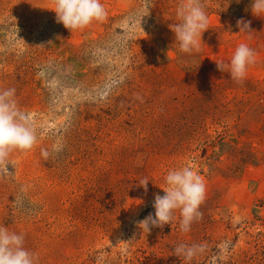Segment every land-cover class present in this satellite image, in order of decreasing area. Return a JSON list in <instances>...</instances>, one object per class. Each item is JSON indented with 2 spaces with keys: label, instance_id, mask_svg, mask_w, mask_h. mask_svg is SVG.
Instances as JSON below:
<instances>
[{
  "label": "rangeland",
  "instance_id": "374dc122",
  "mask_svg": "<svg viewBox=\"0 0 264 264\" xmlns=\"http://www.w3.org/2000/svg\"><path fill=\"white\" fill-rule=\"evenodd\" d=\"M181 2L101 0L106 18L71 32L55 0H0V90L37 135L0 161V225L37 264H264V16L251 0H201L209 29L186 54ZM240 43L256 62L237 82L217 62ZM182 167L205 184L201 217L185 232L177 210L148 232Z\"/></svg>",
  "mask_w": 264,
  "mask_h": 264
},
{
  "label": "clouds",
  "instance_id": "9594fccd",
  "mask_svg": "<svg viewBox=\"0 0 264 264\" xmlns=\"http://www.w3.org/2000/svg\"><path fill=\"white\" fill-rule=\"evenodd\" d=\"M61 22L71 32L80 30L93 21H103L107 12L101 0H55L53 9ZM251 10L257 16H264V0H251ZM179 22L172 28L179 49L186 54L198 51L202 33L208 28V15L201 0H182L176 10ZM239 32L250 34V22L242 18L237 21ZM26 43V42H25ZM217 62V61H216ZM256 62L254 50L246 43H240L229 62L225 65L217 62L220 70L226 71L230 77L240 82L247 74L248 67ZM15 89L0 90V161H4L10 151L30 150L37 141L36 129L29 117L22 112L15 100ZM42 155L48 156L47 151ZM149 180L139 184L147 188ZM164 195H156L153 203L155 216L149 214L139 226L150 231L151 226L163 227L172 224L179 211L180 227L188 231L191 224L199 219L202 213L200 205L205 197V184L201 177L190 167L170 170L165 177ZM177 256L190 258L193 249L180 245L175 249ZM35 253L25 247V236L0 225V264H37Z\"/></svg>",
  "mask_w": 264,
  "mask_h": 264
}]
</instances>
